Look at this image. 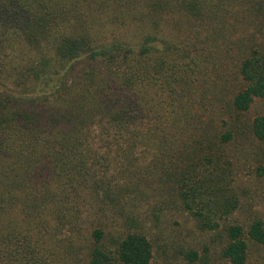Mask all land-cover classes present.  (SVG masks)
Here are the masks:
<instances>
[{"label":"trees","instance_id":"1","mask_svg":"<svg viewBox=\"0 0 264 264\" xmlns=\"http://www.w3.org/2000/svg\"><path fill=\"white\" fill-rule=\"evenodd\" d=\"M254 5L264 10V0H0V264H150L137 208L151 197L219 228L236 208L215 168L214 147L233 139L223 117L238 125L264 100V33L226 20ZM224 48L231 70L211 80ZM203 99L222 104L219 126L200 125ZM248 130L264 143V114ZM221 237L227 264H246L249 242L264 248V223L234 221Z\"/></svg>","mask_w":264,"mask_h":264},{"label":"rangeland","instance_id":"2","mask_svg":"<svg viewBox=\"0 0 264 264\" xmlns=\"http://www.w3.org/2000/svg\"><path fill=\"white\" fill-rule=\"evenodd\" d=\"M255 6L259 5L249 8L244 17L232 12L233 17L226 20L229 29L240 33H264V20L258 25L256 18L258 14L264 15V10L258 11ZM237 11L240 12V9ZM211 59L208 66V77L211 80L220 78L224 69L231 70L232 60L225 54V48L222 52L218 50ZM233 61L236 62V57ZM196 96L199 97V92ZM209 102L210 100L203 99L200 106L206 105L208 108L198 109V112L202 113L200 125L211 129L219 126L214 125L220 123L215 122L218 117L216 114L223 109L221 110V103L214 102L215 105L209 107ZM259 114H264V100L255 99L238 125H234L227 116L223 117L228 122L226 128L233 130V139L228 144L214 147L213 152L220 157L215 168L219 167L228 195L236 199V208L231 215L218 220L217 230L200 229L197 221L183 211L178 203H160L151 197L138 206L141 230L147 234L152 244L150 264H191L184 258V254L191 250L197 253L192 264H201V258L206 257L209 260L206 264H227L221 256V236L225 225L235 221L245 227L254 218L264 223V143L253 138L248 130L249 121ZM246 264H264V248L249 242Z\"/></svg>","mask_w":264,"mask_h":264}]
</instances>
